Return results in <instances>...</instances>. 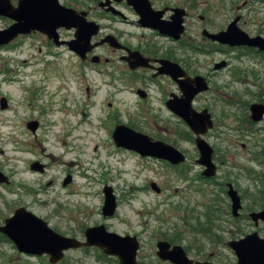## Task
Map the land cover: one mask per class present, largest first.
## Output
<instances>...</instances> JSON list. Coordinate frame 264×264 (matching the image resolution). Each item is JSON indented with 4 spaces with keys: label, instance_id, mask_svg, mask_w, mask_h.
<instances>
[{
    "label": "rangeland",
    "instance_id": "374dc122",
    "mask_svg": "<svg viewBox=\"0 0 264 264\" xmlns=\"http://www.w3.org/2000/svg\"><path fill=\"white\" fill-rule=\"evenodd\" d=\"M11 23L0 17V29ZM199 58L198 72L209 77L211 90L193 107L208 109L214 121L204 136L215 151L214 185L200 179L203 168L197 163L194 133L183 124L151 123L136 96L118 92L122 83L115 63L101 68L112 76L90 71L67 49L50 47L41 35L20 36L0 47V101L6 98L9 105L7 109L0 105V166L13 175V189L45 203L43 214L68 236L79 235L82 226L105 225L120 234L140 235L146 243L149 235L161 231L193 229L195 219L204 222L210 211L215 229L240 228L264 238V223L256 226L248 216L264 209V120H251L249 107L260 99L247 94L246 77L255 69L264 80V63L251 56ZM222 60L230 66L215 73L213 64ZM250 91L262 96L255 87ZM33 120L40 122L35 134L27 126ZM117 121L163 138L184 152L187 162L175 168L117 147L112 137ZM34 161L47 164L46 171H33ZM69 175L73 182L65 187ZM152 182L161 193L151 188ZM226 183L241 195L239 220L232 216ZM106 184L117 198L113 217H105L102 211ZM76 256L87 264H112L96 251H68L61 264H71ZM0 264L50 263L47 258L19 254L7 239L0 238Z\"/></svg>",
    "mask_w": 264,
    "mask_h": 264
},
{
    "label": "flooded vegetation",
    "instance_id": "af4514ba",
    "mask_svg": "<svg viewBox=\"0 0 264 264\" xmlns=\"http://www.w3.org/2000/svg\"><path fill=\"white\" fill-rule=\"evenodd\" d=\"M59 1L63 6L72 8L78 13H86V20L95 23L99 27L98 34L92 37L91 46L93 45L94 47L86 53L84 56L85 59L78 53L70 50L68 45L58 46L44 33L37 31L28 35H41L50 47L67 49L79 60L81 67H86L90 71L100 73L103 72L101 68H106L107 65L115 63L118 82L122 83L118 92L136 96L138 99L137 102L141 105V108L146 110L145 113L149 115L151 123L154 124H159L160 122L188 126L186 121L172 110L168 104L170 101H180L183 98L184 93L181 90L180 82H185L189 79L193 80L197 76L205 78L210 87L208 91L211 90L209 77H204L198 72V68L201 66L200 56H251L254 60L264 63V49L258 45L264 40V18L262 17L264 0H85L81 5H72L71 2L64 1L62 3L61 0ZM10 2L12 6L17 7L19 0H10ZM148 2L152 9L150 17L148 13L142 10ZM157 12L160 14L156 16ZM191 20L195 21V23H190ZM161 21L169 25V29L166 30L167 32L154 27L153 24ZM76 32L77 30L75 28L71 30L66 28L58 29L60 40L66 42L74 40ZM64 33H70L71 35L63 37ZM225 33L228 34L229 38L231 34H237L239 37H247L246 39H250V43L246 45H232L230 42H233L235 38H230L229 41L222 42V34L224 36ZM107 39H110L118 46L111 45L110 41L101 44ZM47 55L54 56L55 54L48 53ZM164 62H167L170 67H173V65L178 66L179 69L177 70L176 79L164 73ZM223 62L226 65L216 69V65ZM229 66V61L222 60L215 62L213 69L215 73H218L220 70H225ZM105 71L103 73H108L112 76L111 72L108 70ZM246 77H249L248 85L255 87L259 91V95L263 96L264 80L259 77L258 70L251 69L249 73L247 72ZM134 85L140 86L134 87ZM250 86H248L247 94L260 99V102L253 104H264V98L262 96L257 97L256 92L250 91ZM204 93L198 94L193 102L198 100ZM253 104L250 105L249 110ZM203 110L196 111L202 112ZM33 121L38 122V131L40 129V122L38 120ZM117 125H126L137 132L150 136L154 141H163L172 145L159 136L152 135V133L148 134L137 129L136 126L119 123L118 121ZM172 146L180 150L178 147ZM182 153L185 154L184 152ZM36 162L42 164L43 169L34 170L32 167L31 169L35 172L44 173L47 169V164L34 161V163ZM165 162L169 163L168 161ZM169 164L172 165L171 163ZM183 164L172 166L181 168ZM201 167L203 171L201 172L200 179L207 184L214 185L216 183L215 178L218 173V166L216 175L213 178L204 177L202 173L205 168L203 166ZM0 173L2 174L1 178L3 180L0 181V228L6 227L8 221L13 219L19 211L25 217L34 215L42 219L52 231L62 236L77 239L85 243L87 241V230L101 226H82V231H80L79 235L76 233H71V236L63 234L54 225L52 219L43 214L42 209L45 203L39 202L37 198H30L15 191L13 189V175L7 172L2 166H0ZM68 177H70L71 181L65 184ZM67 178L63 182L65 187L73 182L71 175L67 176ZM229 184L231 183L225 184L227 186V195ZM242 210L243 203L240 216L234 217L232 214L235 220L241 218ZM251 213L248 216L252 220L250 217ZM260 223L264 222L260 221ZM105 227L108 232L116 233L122 237L129 236L136 238L133 242L137 246L135 259L138 264H239L238 256L229 246V243L240 241L251 234L247 230L240 228H174L149 235L150 238L145 243L140 235L132 233L120 234L107 226ZM0 238L7 239L15 246L19 254L26 257L47 258L49 263L53 264L51 262V256L48 254L35 255L21 252L8 234L2 231H0ZM160 244L166 245L162 251ZM68 251H96L101 258L112 260V264H120V258L118 256L108 255L98 246L80 247ZM68 251L65 252V257ZM63 261L58 264H61ZM71 264L87 263L76 256L71 260Z\"/></svg>",
    "mask_w": 264,
    "mask_h": 264
},
{
    "label": "water",
    "instance_id": "95a60500",
    "mask_svg": "<svg viewBox=\"0 0 264 264\" xmlns=\"http://www.w3.org/2000/svg\"><path fill=\"white\" fill-rule=\"evenodd\" d=\"M142 10L148 13L149 17L151 16L152 9L149 2ZM158 14L160 13L157 12L156 16ZM85 15L86 13H78L72 8L63 6L59 0H19L17 7L12 6L10 0H0V16L13 21V24L8 28L0 29V47L9 45L20 35H28L38 31L46 34L58 46L68 45L70 50L84 58L86 53L93 49L94 46H91L92 37L97 35L99 31L98 25L88 22ZM153 25L165 32L169 29V25L162 21ZM60 28L68 30L75 28L77 30L75 39L69 42L61 41L58 33ZM230 38H235L233 42H230L232 45L250 43V39H246L247 37L244 36L239 37L237 34H231ZM230 38L227 33L224 36L222 34V42L229 41ZM109 41L111 45L118 46L110 39L101 44ZM258 45L264 49V40ZM225 65L224 62L216 65V69ZM178 69L177 65L170 67L167 62H164V73L169 74L174 79L177 77ZM180 87L184 93L183 98L180 101H170L168 105L186 121L196 136V145L200 152L197 162L205 168L202 175L206 178H213L217 172V166L213 161L214 149L203 138L208 130L213 128V119L207 109L198 112L192 105L194 98L198 94L208 91L210 87L206 79L201 76L180 82ZM0 105L2 109H6L8 107L7 99L2 98ZM250 110L254 122L263 120L264 104H253ZM38 125L37 121H31L27 124L33 133L37 131ZM113 139L117 147L134 151L142 157L161 159L172 165H180L187 160L185 154L172 145L163 141H154L150 136L137 132L126 125L116 126ZM31 167L34 170L43 169V165L38 162L33 163ZM1 176L0 173V181H3ZM70 181L71 179L68 177L65 184L70 183ZM151 188L157 193L161 192V188L155 182L151 183ZM228 188V195L232 201V214L234 217H239L242 209L241 197L232 184H229ZM104 194L103 215L112 217L118 207L116 195L109 185L104 187ZM250 217L257 226L260 221L264 222V210L253 212ZM0 231L8 234L21 252L35 255L48 254L51 256L53 264L63 261L65 252L70 249L92 246L100 247L108 255L118 256L120 264H138L135 259L137 246L133 242L136 238L122 237L116 233L108 232L104 225L88 229L86 232L87 241L82 243L77 239L65 237L52 231L42 219L34 215L25 217L18 211L16 216L8 221L6 227L0 228ZM165 246L160 244L161 251ZM229 246L236 252L239 264H264V238L258 232H253L240 241L230 242Z\"/></svg>",
    "mask_w": 264,
    "mask_h": 264
},
{
    "label": "trees",
    "instance_id": "16d2710c",
    "mask_svg": "<svg viewBox=\"0 0 264 264\" xmlns=\"http://www.w3.org/2000/svg\"><path fill=\"white\" fill-rule=\"evenodd\" d=\"M208 213H210V211H208ZM208 213H207V217H205L204 222H202L200 218L195 219L196 221L195 223L197 224L194 225L195 227L194 229H209V228L213 229L214 228L215 222L211 220V217L209 216Z\"/></svg>",
    "mask_w": 264,
    "mask_h": 264
},
{
    "label": "bare ground",
    "instance_id": "6f19581e",
    "mask_svg": "<svg viewBox=\"0 0 264 264\" xmlns=\"http://www.w3.org/2000/svg\"><path fill=\"white\" fill-rule=\"evenodd\" d=\"M46 149H47V147H46ZM67 157H68V156H67ZM67 157H66V158H67ZM66 162H69V163H70V159H68V161H66Z\"/></svg>",
    "mask_w": 264,
    "mask_h": 264
}]
</instances>
